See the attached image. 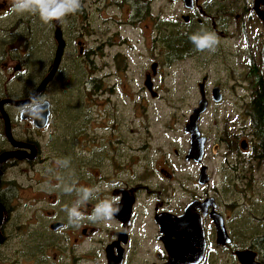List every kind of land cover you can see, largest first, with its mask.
<instances>
[{
    "label": "flooded vegetation",
    "instance_id": "af4514ba",
    "mask_svg": "<svg viewBox=\"0 0 264 264\" xmlns=\"http://www.w3.org/2000/svg\"><path fill=\"white\" fill-rule=\"evenodd\" d=\"M156 1L81 0L78 11L61 20H52L56 41L55 56L60 37L65 41L61 65L56 75L60 72L66 52L76 43L79 46V56L84 60L86 92L95 96L98 92L99 95L105 94L107 90L113 92L116 83L107 89L106 81L92 70V64L95 63L93 56L97 52L90 46V41L119 48L114 55L118 66L122 59L120 46L132 40L143 42L147 48L148 43H153L152 49L155 41L160 40L164 44V50L159 51L168 60L172 57H181L183 61L193 60L202 74L197 80L200 98L195 107L202 101H207V109L198 120V128L206 141L201 160L187 158L192 146V135L186 131V125L192 111L185 124V131L189 134V147L184 150L182 158L186 163L184 165L188 166L185 168L187 176L190 168L194 173L197 172L196 183L203 189L210 184L211 176L205 163L208 138L202 133L200 121L210 105L228 102L243 106L246 114L239 125L240 132L235 133L236 138H240L239 146L244 152L252 148L256 152L259 150V147H252V141L247 138L250 127L246 120L251 118V106L258 99L261 90H264V69L262 70L260 64V57L264 55V19L258 14V10L261 13L264 11V3L259 0L256 9V0H253L252 6L238 0H163V4L156 8ZM5 6L6 0H0V7ZM252 17L261 25V29L251 37L249 32ZM202 29L214 32L218 37L219 43L215 51L196 49L191 36L201 33ZM241 39L243 42L239 49L242 50L239 54L243 59L230 69L231 85L227 87L229 82L221 80L211 86L215 57L219 55L228 59L231 53L228 49L230 43ZM133 47L132 44L130 48ZM251 52L255 57L251 56ZM154 64H157L156 69H153ZM159 64L155 60L151 65L152 72L146 74V79L149 75L151 78L152 87L146 84V79L145 84L152 96L158 95L154 79ZM1 66L8 69L10 63L0 64V72ZM21 66H15V73L21 71ZM5 98L21 100L25 97H13L3 93L0 104ZM23 107L9 102L3 108L0 105V264H186V261L189 264H218L220 254H223L226 261L236 260L237 264H242L237 254L240 251L254 252L255 260L264 264V240L261 239V243L253 241L250 245L242 244L240 237L248 238L247 230L245 236H240L238 233L242 226L232 225L230 222L228 210H232L235 204L223 202L218 195L207 189L196 190L187 199L184 184L180 181L177 185L174 184L177 174L171 167L174 163L172 164L169 155L162 162V156L153 161L155 168L150 161L143 164L141 170L131 171L130 167H134L137 160L145 159L142 156L136 157L138 155L135 147H131L133 152L126 156H114L118 152L114 153L109 162L114 179L108 180L100 169L95 171L94 168L99 167L104 171V160L88 166L94 172L92 179H74L71 176L69 186L73 190L67 192L65 204L61 203L66 196L65 188L50 193L32 184L33 190L43 193L32 195L34 203L39 204L40 212L37 217L40 223L37 222V244H29L26 240L27 223L18 221V232L11 226L8 185L15 181L10 177V170L22 164L33 169L31 166L42 155L39 141L30 137L21 125L26 123L35 126L38 132L45 128L37 127L30 118H23ZM3 111L8 114L11 131L7 130ZM116 127L117 124H110L112 134H115ZM26 143L35 144V156H31L32 148L25 146ZM228 149L234 150L231 145ZM12 151H22V156L3 157L5 153ZM174 153L178 157L181 155L178 149ZM203 168L208 176L204 179L205 182L201 180ZM82 170L83 167L76 169ZM92 181L94 184H91ZM109 182L112 184L111 188L92 190V185H106ZM83 188L92 190V198L82 203L79 209L85 216L90 215L100 201L117 196L120 197L119 212L110 221L92 222L85 219L78 225H70L68 214H61L62 205L64 210L66 206L72 207L79 199V190ZM219 224L224 225L229 242H219ZM12 235L17 241H12Z\"/></svg>",
    "mask_w": 264,
    "mask_h": 264
},
{
    "label": "rangeland",
    "instance_id": "374dc122",
    "mask_svg": "<svg viewBox=\"0 0 264 264\" xmlns=\"http://www.w3.org/2000/svg\"><path fill=\"white\" fill-rule=\"evenodd\" d=\"M238 2L253 5V0ZM13 3L14 0H6V6L0 7V64L10 63L8 69L1 66L0 96L3 93L13 97L29 96L52 68L56 41L52 21L45 23L38 14L31 12H14L11 10ZM162 4L163 0H157L156 8ZM251 23L249 36L252 37L259 33L261 25L254 21V17ZM242 42L243 39L230 43L228 59L219 55L215 57L211 86L221 80L229 82L227 87L231 85L230 69L243 59L239 54ZM89 44L97 52L93 56L95 63L92 70L106 81L107 89L113 83H116V88L102 95L98 92L97 96L86 92L84 60L79 56V46L73 43L66 52L60 72L56 75L58 69L56 77L39 97L51 103L49 126L38 132L35 126L21 125L30 137L39 141L42 155L31 166L33 169L22 164L10 170V177L15 182L8 185V206L11 226L16 228L15 231L18 232L17 222L25 221L27 242L37 244V216L40 211L32 195L43 191L33 190L32 184L55 193L60 188L70 187L71 176L74 179L94 178V172L88 166L102 160L105 172L101 167L94 168L95 171L100 169L108 180L114 179L109 163L111 158L119 154L126 156L133 152L131 147H135L136 157L145 159L137 160L134 167H130L131 171L141 170L143 164L150 161L155 168L153 161L162 156V162L169 155L175 166L171 167L177 174L174 184L177 185L178 181L184 184L187 199L196 190L207 189L223 202L235 204L232 210H228L230 222L242 226L239 228L240 236H245L246 230L248 232V238L240 237L241 243H261V239L264 240V159L257 158L259 155L253 148L244 152L239 146L240 138H236L235 133L241 130L239 125L246 114L244 107L228 102L213 103L203 115L200 127L208 138L205 163L209 167L211 182L202 189L196 183L197 172L190 168L187 176L185 168L188 166L184 165L186 163L182 158L184 150L189 147L185 124L200 98L197 80L202 74L196 63L193 60L183 61L181 57L168 60L159 51L164 50L160 40L155 41L153 49V43H148L147 48L143 42L132 40L120 46L122 59L118 66L114 55L119 48L94 41ZM132 44L134 47L130 48ZM251 56L255 57L254 53L251 52ZM155 60L160 62L154 79L158 95L152 96L145 79L146 74L152 72L151 65ZM18 64L22 65L21 71L15 73L14 68ZM260 64L263 70L264 55L260 57ZM71 104L75 106L71 108ZM248 120L250 134L247 138L252 141L253 147L257 141L252 115ZM110 124H117L115 134H112ZM227 145L234 150H229ZM175 149L180 151V157L174 153ZM80 167L83 170L76 171ZM111 187L110 182L106 185L97 183L92 185V190ZM66 200L67 192L61 203L65 204ZM61 214H67L64 205ZM14 237L12 235V241H17ZM219 259L218 264H237L236 260L226 261L223 254ZM49 260L52 261L51 258Z\"/></svg>",
    "mask_w": 264,
    "mask_h": 264
},
{
    "label": "clouds",
    "instance_id": "9594fccd",
    "mask_svg": "<svg viewBox=\"0 0 264 264\" xmlns=\"http://www.w3.org/2000/svg\"><path fill=\"white\" fill-rule=\"evenodd\" d=\"M81 8V0H14L12 11L14 12H31L38 14L40 19L49 23L52 20H61L70 13H75ZM191 40L199 51L209 50L215 51L216 45L219 43L218 37L214 32L202 29L201 33L192 35ZM44 100L39 97H32V103L24 106L21 111L34 115L42 110ZM66 163V162H65ZM71 187H66V192H71ZM79 199L72 207H65L68 214L70 225H78L81 221L87 219L92 222L110 221L113 216L119 212L120 197L112 199H104L96 204L90 215L85 216L79 209L81 204L92 198V190L83 188L78 192ZM114 205H116L114 207Z\"/></svg>",
    "mask_w": 264,
    "mask_h": 264
},
{
    "label": "water",
    "instance_id": "95a60500",
    "mask_svg": "<svg viewBox=\"0 0 264 264\" xmlns=\"http://www.w3.org/2000/svg\"><path fill=\"white\" fill-rule=\"evenodd\" d=\"M262 1L264 3V0ZM258 3H259V0H256V5H255L256 9H257ZM258 14L261 18L264 19V11L261 13L258 10ZM64 47H65V41L60 37V42H59V46L57 49V53L54 59V64H53L52 69L47 74V76L37 85V87L34 89V91L29 96L21 100H16L13 98H5L1 101V104H0L1 108H3L4 104L8 102L16 106L29 105L30 103H32L33 96L40 97L43 94V92L46 90L47 86L49 85L51 80L54 78L56 72L58 71L60 67L62 57H63ZM156 67H157V64H154L153 69H156ZM146 84H148L150 88L152 87L150 75L146 79ZM206 102L207 101L204 100V102L202 101L199 106L194 107L193 113L190 116V120L186 125V131L192 135V146L189 150V155L187 156L188 159L196 158L198 160H201L203 156V150H204L206 138L202 137L201 135V132L198 128V120L200 119L201 114L207 109ZM3 113H4L6 124H7V130L11 131V124H10V119L8 117V114L5 111H3ZM50 115H51V103L49 100H45L42 110L37 112L34 115H30L25 112L22 113L23 118L32 119L34 121V124L39 128H45L46 126H48L49 121H50ZM25 146L31 147L32 148L31 156L32 155L35 156V154L37 153L35 144L26 143ZM12 155L20 157L22 156V151H12L9 153H5L3 157L6 158ZM205 178H208V176L206 174V169L203 168V171L201 174L202 182H205L204 181ZM218 226H219V234H218L219 242L220 243L229 242L230 239L228 237V234L226 233L224 225L219 224ZM237 254L242 264H262L261 262L255 260V253L252 251H240V252H237ZM186 262H187L186 264H189V261H186Z\"/></svg>",
    "mask_w": 264,
    "mask_h": 264
},
{
    "label": "trees",
    "instance_id": "16d2710c",
    "mask_svg": "<svg viewBox=\"0 0 264 264\" xmlns=\"http://www.w3.org/2000/svg\"><path fill=\"white\" fill-rule=\"evenodd\" d=\"M27 96L28 95H23L21 97ZM74 104L76 105V103ZM74 104H71V108L75 106ZM251 115L254 136L255 140L257 141V144L254 147H259V150H257L259 156L257 158L264 159V90H261L258 99L256 100V102H254V104H252Z\"/></svg>",
    "mask_w": 264,
    "mask_h": 264
},
{
    "label": "bare ground",
    "instance_id": "6f19581e",
    "mask_svg": "<svg viewBox=\"0 0 264 264\" xmlns=\"http://www.w3.org/2000/svg\"><path fill=\"white\" fill-rule=\"evenodd\" d=\"M54 59H55V58H54ZM53 64H54V60H53V62H52V67H53ZM51 69H52V68H51ZM51 69H50V70H51ZM50 70L48 71V73L50 72ZM48 73H47V74H48ZM47 74H46L43 78H41L40 81H42V80L47 76ZM187 232H188V231H187ZM193 234H194V233H193ZM195 234H196V233H195Z\"/></svg>",
    "mask_w": 264,
    "mask_h": 264
}]
</instances>
